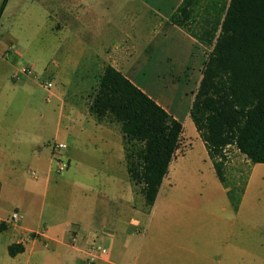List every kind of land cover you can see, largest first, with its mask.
<instances>
[{
  "label": "crops",
  "instance_id": "1",
  "mask_svg": "<svg viewBox=\"0 0 264 264\" xmlns=\"http://www.w3.org/2000/svg\"><path fill=\"white\" fill-rule=\"evenodd\" d=\"M27 1V8L42 3L39 6L45 9L42 0ZM68 1L69 10L65 5ZM112 1L120 0H57V8L53 7V12L49 8L58 19L53 30L58 54L51 64L53 69L47 66L38 73L28 65L33 68L32 74L19 75L22 55L15 51L5 60L7 49L1 52L2 63L12 70L7 82L15 94L8 96L0 90V264H89L91 260L92 264H264V233L258 230L264 225V164L251 165L237 213L213 168L215 187L228 204L219 214L197 211L191 218L186 206L174 201L169 193L176 185L173 177L181 151L192 148L191 141L183 136L155 206L144 216L145 202H141L143 196L137 194L130 180L119 129L98 124L89 114L90 104L68 101L76 81H95L106 66L122 73L154 101L137 82L143 64L153 66L152 75L158 80L172 74L175 66L194 79L202 70L203 46L170 20L185 0H153L152 7L143 0H131L132 8L123 13L109 8ZM11 2L7 1L6 8ZM68 12L70 30L62 25ZM152 20L155 35L141 51L143 25ZM113 33L117 41L110 43L108 38ZM85 57L93 58L91 68H83ZM164 65L167 67L160 69ZM16 75L17 80H13ZM52 76L55 87L47 90L41 81L53 82ZM37 88L47 94L45 106L14 105L16 94L35 96ZM79 98H83L81 94ZM14 111L27 115L15 118ZM194 135V141L205 148L197 130ZM55 144L66 146L61 157L69 164L67 175L60 179L56 178ZM24 165H31L33 171L28 173V182L22 184L19 173ZM62 195L69 200L61 202ZM11 203L12 213L7 211ZM14 212L22 218L18 228L7 224ZM210 216L215 219L213 224ZM176 221L183 227L193 222L198 231L164 230ZM244 228L248 232L243 233ZM93 245L108 254L92 256ZM11 246H22L24 251L11 257Z\"/></svg>",
  "mask_w": 264,
  "mask_h": 264
},
{
  "label": "trees",
  "instance_id": "2",
  "mask_svg": "<svg viewBox=\"0 0 264 264\" xmlns=\"http://www.w3.org/2000/svg\"><path fill=\"white\" fill-rule=\"evenodd\" d=\"M170 20L211 49L190 118L237 213L249 172L228 177L229 149L264 164V0H185ZM89 114L119 129L130 180L150 212L181 149L183 125L111 66L97 79ZM23 251L9 248L11 257Z\"/></svg>",
  "mask_w": 264,
  "mask_h": 264
},
{
  "label": "rangeland",
  "instance_id": "3",
  "mask_svg": "<svg viewBox=\"0 0 264 264\" xmlns=\"http://www.w3.org/2000/svg\"><path fill=\"white\" fill-rule=\"evenodd\" d=\"M130 1L131 0H120L119 3L112 1L110 2L111 4L109 8L112 11H120L123 13L125 11H129L132 8ZM143 1L151 7L154 4L153 0ZM4 2L5 0H0V13ZM27 2V0H12L0 20V57H2V50L4 51L7 49L3 55L5 60L10 59L12 53L16 51V54L18 53L22 55V59L19 62V66L22 65V67L19 69L20 72L23 69L28 68L31 70L30 74L28 75H31L33 72V68L31 66H34L36 71L41 73L47 66L48 69H53V65L51 64H53L58 58L56 51V39L53 32L55 29L56 20L58 21V19H56L52 13L57 8V0H42V2L46 4L45 9L42 6H39L42 3L39 5L34 4L32 7L27 8ZM65 5L66 9L69 10V1ZM53 7L54 10L52 9ZM49 8L52 9V12H50ZM62 23L63 28L67 27L70 30L71 18L69 16V12L62 18ZM154 26V20H152V22H150L148 25H143V33L141 34V44L143 45V48L141 51L146 49L145 47L148 44L149 38L155 35L153 34ZM67 34H69V32H67ZM119 35L120 34H118V37ZM108 40L110 43L116 42V34L110 36ZM200 50L203 52L201 55L203 56L204 60V63L201 64L200 69L203 70V67L211 53V49L202 47ZM87 55L88 52L86 53V56ZM91 61L94 62L93 58L85 57L83 68H91V65L89 64ZM171 66L172 65L169 64V68ZM151 67L153 66H146L144 64L141 66V68H143V73L138 76V84L144 88L145 91L150 93L151 96L154 97V99H156V101L160 104V106H162L171 115L178 119V121L184 127L185 139L190 140L192 144V148H188L185 153L184 150H182L181 155H179L177 162V174L173 177L176 185L174 186V190H170L169 193L172 195L171 197L174 199V201L182 203L186 206L187 215H190L191 218L196 214L197 211H208V213H212L213 215L219 214L222 212L223 206L228 204L227 198L225 195L223 196L222 193H219L220 191L215 187L213 178L216 177H214L215 175L211 161L208 158L205 148H203L199 142L194 141V134L196 133V130L190 118V109L192 105L191 101L193 93L195 95L198 89L197 87H199L198 84L201 82L199 80L202 70L197 75L198 79H194V77L191 78V73H180V66H175L176 70L172 74L169 76H161V79L158 80L156 75H152ZM166 67V65L160 66V69H164ZM188 67H190L192 72V65ZM97 69H99V67ZM11 72L12 70L8 66H4L0 59V90L4 91L3 94L6 92L8 96L15 94V92L11 89V85L7 82V78ZM17 76L18 75H16V78L13 80H17ZM50 80L53 81L52 83H54V76H52ZM46 83L47 80L41 81V85L44 87ZM96 87L97 80L76 81L70 90L68 101L73 104L83 105L86 103L89 105L90 101H88V98L91 97ZM79 94H81L83 98H79ZM45 96H47V94L42 88L36 89L35 96H31V93L27 95L16 94L14 105L25 106L29 104L31 107H37L38 109L39 106H45ZM13 115L15 118H18L20 115L24 117L27 114H21V112L14 111ZM35 116L36 114L31 113V117L33 119ZM38 117L39 116L37 115L35 119H38ZM34 126H36V123ZM187 142L185 141V144H187ZM182 153H184V155ZM228 154L230 157V163L227 171L228 177L234 176L235 178H242L245 174L250 172L251 165L249 161L244 156L239 154L238 151L231 148L229 149ZM30 167L31 165H24L21 168L19 180L22 182V184L27 183L29 180L28 173L29 171H33V169ZM67 171L68 169L62 174H56V178H64V176L67 175ZM136 192L138 195L141 194L138 189ZM67 200H69L67 195L61 196V202ZM70 200L75 201L74 198ZM143 200L144 201L141 200V202H145L144 197ZM137 202L138 204L141 203L139 200ZM12 204L13 203H11L7 209V211H11V213L13 211ZM182 207L183 206H181V208ZM143 213L144 216H148L147 209L144 208ZM208 220L211 224H213L215 219L210 216ZM173 223L171 226H165L164 230L166 232L174 233L198 231L197 226H195L193 222L189 227H183L181 221H176L174 224ZM241 227L243 228V225H240V228ZM258 230L261 234L264 233V225L261 224L260 229ZM240 231L242 230L240 229ZM246 232H248V230L244 228L243 233Z\"/></svg>",
  "mask_w": 264,
  "mask_h": 264
},
{
  "label": "built area",
  "instance_id": "4",
  "mask_svg": "<svg viewBox=\"0 0 264 264\" xmlns=\"http://www.w3.org/2000/svg\"><path fill=\"white\" fill-rule=\"evenodd\" d=\"M30 69L26 68L23 69L19 75H23L26 76L28 74H30ZM16 78V77H15ZM54 85L52 82H47L45 85V88L47 90H51L53 89ZM53 150L56 153L57 157H56V164H57V173L58 174H62L63 172H65L67 169H69V164L68 162L66 163L64 158L61 157L62 152H64V150H66V146L63 144H55L53 146ZM31 176L33 178H36V174L35 173H31ZM21 215L18 212H14L9 219L7 220V224L9 226H11L12 228H18L20 226V222H21ZM90 253L92 254V256H104L108 254V251L102 247L93 245L91 247ZM93 259H95V257H92ZM89 264H92V260L89 261Z\"/></svg>",
  "mask_w": 264,
  "mask_h": 264
}]
</instances>
